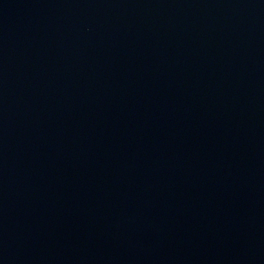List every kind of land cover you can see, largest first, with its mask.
<instances>
[{
    "label": "water",
    "instance_id": "water-1",
    "mask_svg": "<svg viewBox=\"0 0 264 264\" xmlns=\"http://www.w3.org/2000/svg\"><path fill=\"white\" fill-rule=\"evenodd\" d=\"M0 264H264V0H0Z\"/></svg>",
    "mask_w": 264,
    "mask_h": 264
}]
</instances>
